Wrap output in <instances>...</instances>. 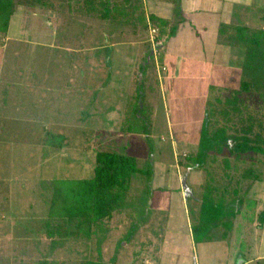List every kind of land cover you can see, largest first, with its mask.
Here are the masks:
<instances>
[{
	"label": "rangeland",
	"instance_id": "rangeland-1",
	"mask_svg": "<svg viewBox=\"0 0 264 264\" xmlns=\"http://www.w3.org/2000/svg\"><path fill=\"white\" fill-rule=\"evenodd\" d=\"M77 1L50 0L47 7L52 11L58 7L63 10L58 17V23L52 27L46 24V18L43 19L42 11H39L40 18L26 23L23 34L19 37L21 41L10 40L0 50V75L17 77L20 82V91L12 88L13 94L19 97L17 112L12 108V112L6 110L1 113L0 264H86L108 261L111 264H122V252L117 257L121 249V239L128 241V246L131 245L136 250L135 257H130L128 262L138 264L140 253H137V246L141 238H144L140 225L145 219L149 218L151 222L145 228L148 232L145 237L150 241L154 238L150 234L166 235L168 228L165 226L170 224V220L178 223L180 221L182 224L178 228L184 233L182 220H185V213L180 195L169 196L168 210H164L165 205L161 201H156L157 207H154L158 211H148L146 214L144 207L150 189H146V193L140 190V194L132 195L125 207L114 211L110 218L93 223L88 235L60 236L56 227L62 221L49 219L51 186L56 180L90 178L96 152L106 150L126 153L134 159L139 169L133 177L141 181H135L133 187L144 184L146 188H150L145 184L148 182L146 177H151L153 171L172 168L175 160H184V154L192 151L190 143H184L185 139L190 142L199 135L202 103L194 99L195 90L190 80L189 83H185L187 79L176 80L171 84L160 74L158 78L157 66L161 65V57L157 63L151 60L150 65H147L153 71L148 72L151 82L146 81L144 71L137 72L133 84H127L128 88L125 85L120 86L121 82H117L115 86L109 82L112 74L118 73L117 69L121 71L119 76L123 77V67H128L127 64H120L117 68V64L113 65L107 59L111 50L107 47L110 43L107 38V22L111 19L99 16L104 10L99 5L100 0H96V9L90 13L87 12L83 0ZM102 1L104 7L110 10H113L114 4L123 3L130 7L139 2ZM35 6L41 7L40 4ZM237 12L238 14L234 12L233 20L225 28L232 29L237 24L247 27L249 31L264 29V12L260 9L253 7ZM34 29H37L36 33L33 32ZM145 29H142L140 38L144 41L147 39L155 50L161 49V45L157 43L160 36L156 34L151 40V34ZM161 43H164L163 40ZM236 47L234 51L238 55L234 61L238 62V70H227L230 73L225 74V87L215 83V89L210 91L211 101L213 100L212 103L217 109L225 108L226 105L222 102L233 96L240 81H252V78H256L258 82H264V70L250 72L241 69L245 45L238 42ZM258 51L264 54V37ZM219 70L220 73L223 72L222 68L215 67L209 78L217 82L221 76ZM260 92L264 93V87L238 95L244 117L251 114L253 118L263 121L264 96ZM201 93L204 94L202 89L198 94ZM107 94H110V98L106 99ZM115 100L119 105L116 109L121 110L123 106L126 108L128 118L125 125L126 129L131 130H105V118ZM2 101L0 99L1 103ZM31 104L33 107H30ZM138 106L141 108L135 114ZM215 119L223 124L224 119L218 115L210 119L211 123ZM238 119L239 117L233 116L228 125L233 124L238 128ZM233 130L229 134L237 136L238 131ZM254 130L257 131V126ZM52 134L64 136L62 147H50L51 144L59 143L58 138ZM174 138L178 141L177 150L173 145ZM231 154L225 148L223 152L215 155L216 161L209 164L216 184L225 181L220 177L224 157L229 158L230 166L235 165L236 171H240L250 166L252 156L256 155L241 154V160L234 162ZM177 165L179 170H184L180 163ZM228 170L231 172L235 169ZM182 173L183 183L189 186L190 179L188 176L186 178V170ZM236 178L238 176L234 179ZM226 182L233 184L234 180ZM188 192L183 195L184 198L190 197ZM185 208L187 209L186 205ZM153 213L155 216H152ZM202 232L199 231L200 236ZM132 235L135 241L131 240ZM131 252L132 256L133 250Z\"/></svg>",
	"mask_w": 264,
	"mask_h": 264
},
{
	"label": "crops",
	"instance_id": "crops-1",
	"mask_svg": "<svg viewBox=\"0 0 264 264\" xmlns=\"http://www.w3.org/2000/svg\"><path fill=\"white\" fill-rule=\"evenodd\" d=\"M124 7L130 11L127 18L119 17L118 20L111 19L107 22L109 25L107 38L110 42L107 47L111 49L107 59L109 63L117 64V68L120 64H127L129 70L123 67L124 76L121 77V75L119 76L121 71L117 69L118 77L112 74L109 82L114 86L117 82H121L120 86L132 85L134 76L139 71H144L146 81L151 82L152 78H149L148 72L153 71L147 65H150L149 61L151 60L157 63L161 57V65L157 66L158 78L160 74L171 84L176 80L187 79L185 83H189L190 80L194 87L193 97L202 103L199 104L201 112L200 135L203 120L213 101L210 98V91L215 89V83L225 87L227 82L225 74H228L232 68L238 70L236 67L239 66L238 62L234 61L235 56L238 55H235L234 51L238 42L235 44L233 40L227 39V36H231L234 28L238 25L233 24L232 29L225 27L230 20H233L235 13L238 14L237 11L249 10L254 7L264 12V0H139L136 5L130 7L124 5ZM56 10L52 11L47 6H15L7 30L0 31V50L5 48L10 40L21 41L19 37L23 34L26 23H31L34 18H40L39 11H42L41 17L46 18V24L51 27L57 24L58 17L62 15L63 10L61 7ZM151 27L156 28V34L161 38L157 42L161 45L159 50L151 47L147 39L144 41L140 38L142 29L146 30L145 28H147L149 31ZM36 31L37 29L33 30L35 33ZM115 37L117 41H115ZM161 40H163V44ZM1 64L0 62V72ZM162 67L165 68L163 71H161ZM215 67L223 69L221 73L219 70L221 76L217 82L209 78ZM19 83L17 77L0 75V99H3L2 103L0 102V114L6 110L12 112V108L15 113L17 112L19 97L13 94L12 88L20 91ZM201 89L204 94H198ZM129 91L131 90L129 89ZM171 94L173 95V93ZM16 95L19 96V94ZM107 97L110 98V94H107L106 99ZM173 97L175 96L173 95ZM114 104H116V100L111 111L107 112L105 130L114 131L116 129V131L121 130L122 132L131 130L126 129L125 125L128 118L125 113L126 108L121 104L123 109L118 110L116 108L119 105L116 104L114 107ZM30 107L33 105L31 104ZM139 108L141 106L136 108L135 114L138 113ZM1 123L3 124L2 114L0 115ZM115 125H117L116 128ZM199 135L191 139L190 142L185 139L184 143L187 145L190 143L192 151L190 154L188 152L184 154V160H175L184 170H179L178 163H175L174 166H171L172 168L167 167V170L153 171L151 177H146L148 182H145L150 188H146L144 184L133 187L135 181H141L133 175L129 181L123 208L132 195L140 194V190L141 192L144 190L143 192L146 193V189H150L144 207L146 214L148 211H158L154 207L156 201H161L165 205L164 210H168L171 194L180 195L185 213V220H182L184 233L180 232L181 229L178 228L182 224L180 221L178 223L176 220H170V224L165 226L168 228L166 235L150 234L154 237L151 238V241L145 237L148 234L145 228L151 222H149V218L142 222L140 227L144 238H141L139 246H137V253H140L138 264H264V155H253L250 166L242 168L240 171H236L235 165L230 166L229 158L224 157L221 162L223 170L220 177L225 181L234 180V183L223 181L222 184H216L215 177L208 167L209 164L216 161L215 156H208L204 166H198L190 160L197 152ZM172 141L177 150L178 141L175 138ZM117 153L126 155L122 151ZM231 155L234 162L241 160V155ZM228 168L235 170L230 172ZM185 170L186 178L188 176L190 179L189 186L183 183L184 174L182 172ZM237 176L238 178L235 180L234 178ZM187 192L190 197L185 196L184 198L183 195ZM205 198L212 205L206 213L201 210V204ZM153 215L155 216L154 213ZM195 228L198 229L196 231L198 235L195 233ZM201 230L203 232L200 236L199 231ZM148 237L150 236L148 235ZM131 240L135 241L134 235L131 236ZM119 242L121 249L117 257L122 252V264H130L131 261L128 262V259L135 257L136 250L131 245L128 246V241L121 239ZM105 249L107 250V248ZM132 250L133 255L131 256ZM109 262L105 264H111Z\"/></svg>",
	"mask_w": 264,
	"mask_h": 264
},
{
	"label": "trees",
	"instance_id": "trees-1",
	"mask_svg": "<svg viewBox=\"0 0 264 264\" xmlns=\"http://www.w3.org/2000/svg\"><path fill=\"white\" fill-rule=\"evenodd\" d=\"M50 0H0V31L7 30L11 15L17 5L48 6ZM77 1V0H76ZM86 10L95 11L96 0H83ZM99 1V0H98ZM79 2V1H77ZM99 5L103 13L99 16L105 19L118 20L127 18L130 13L123 3L114 4L113 10L104 7V1L100 0ZM153 20V17L151 18ZM233 35L227 39L244 43V62L241 69L250 72H263L264 64L262 60L264 54L258 51L264 37V29L248 30L245 26H236ZM232 43V42H231ZM233 44V43H232ZM234 45V44H233ZM243 53L241 49V54ZM253 69V70H252ZM264 82L242 80L233 96L226 98L222 104L225 108L217 109L215 104H211L209 111L203 120V125L199 135L197 152L191 157V162L198 166L206 164L208 156H215L228 148L229 152L236 155L253 152L264 155V119L253 118L251 114L244 117L241 100L238 95L241 92H251L252 89H261ZM264 96L263 92H260ZM219 101V100H217ZM221 104V102H218ZM224 107V106H223ZM224 119L220 124L217 119L211 123L214 116ZM233 116L239 117L238 128L235 125H228ZM216 123L218 125H216ZM257 126V131L254 127ZM236 127V128H235ZM238 131L237 136L229 134V131ZM59 140L58 145L51 144L50 147H62L64 136L62 134H52ZM228 166V163H226ZM139 169L135 165L132 157L114 151H98L95 154L93 174L90 178L62 179L56 180L52 185V195L49 200L48 216L51 221L60 220L62 224L56 227L60 236L88 235L93 223L110 218L112 213L123 207L129 181ZM211 203L207 198L201 204L202 212L210 210ZM209 208V209H208ZM200 227V226H198ZM200 229V228H199ZM198 229L195 228V233ZM86 264H105L102 262H89Z\"/></svg>",
	"mask_w": 264,
	"mask_h": 264
},
{
	"label": "built area",
	"instance_id": "built-area-1",
	"mask_svg": "<svg viewBox=\"0 0 264 264\" xmlns=\"http://www.w3.org/2000/svg\"><path fill=\"white\" fill-rule=\"evenodd\" d=\"M149 33L151 34V40H153V38H154V35L156 36V33H157V30H156V28H149ZM165 68H161V71H163Z\"/></svg>",
	"mask_w": 264,
	"mask_h": 264
}]
</instances>
